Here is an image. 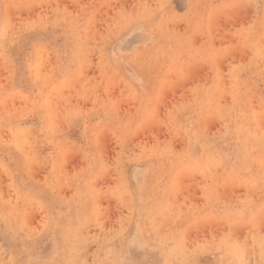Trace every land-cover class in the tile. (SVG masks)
<instances>
[{
    "label": "rangeland",
    "instance_id": "obj_1",
    "mask_svg": "<svg viewBox=\"0 0 264 264\" xmlns=\"http://www.w3.org/2000/svg\"><path fill=\"white\" fill-rule=\"evenodd\" d=\"M260 147L264 0H0V264H264Z\"/></svg>",
    "mask_w": 264,
    "mask_h": 264
},
{
    "label": "bare ground",
    "instance_id": "obj_2",
    "mask_svg": "<svg viewBox=\"0 0 264 264\" xmlns=\"http://www.w3.org/2000/svg\"><path fill=\"white\" fill-rule=\"evenodd\" d=\"M162 3H163V2H162ZM193 3H194V2H193ZM153 7H154V6H153ZM140 10H141V9H140ZM140 10H139V11H140ZM143 10H144V9H143ZM171 12H172V11H171ZM158 13H159V12H158ZM198 13H199V12H198ZM156 14H157V13H156ZM187 14H188V13H187ZM139 15H140V14H139ZM144 16H145V15H144ZM149 16H150V15H149ZM149 16L147 15V17H149ZM135 17H137V16H135ZM151 17H152V16H151ZM142 18H143V17H142ZM164 21H165V20H164ZM158 22H159V21H158ZM166 22H167V21H166ZM50 23H51V22H50ZM69 23H70V22H69ZM163 23H164V22H163ZM72 25H73V23H72ZM162 25H163V24H162ZM161 28H162V27H161ZM71 30H72V29H71ZM164 32H165V31H164ZM166 33H167V32H166ZM171 34H172V33H171ZM260 77H261V76H260ZM241 94H242V93H241ZM199 97H200V94H199ZM251 111H252V110H251ZM250 113H251V112H250ZM253 114H254V113H253ZM248 120H249V119H248ZM226 121H227V120H226ZM236 121H237V120H236ZM245 121H246V120H245ZM246 122H247V124L249 123L248 121H246ZM224 124H225V123H224ZM242 124H243V123H242ZM244 125H245V124H244ZM241 126H242V125H241ZM243 127H244V126H243ZM231 128H232V127H231ZM257 128H258V127H257ZM232 129H233V128H232ZM243 130H244V129H242V131H243ZM249 131H250V130H249ZM259 131H260V130H259ZM223 132H224V131H223ZM225 132H226V131H225ZM246 132L248 133V130H246ZM246 132H245V133H246ZM260 133H261V131H260ZM261 134H262V133H261ZM250 135H251V134H249V136H250ZM252 135H253V134H252ZM254 136H255V135H254ZM255 137H256V136H255ZM248 139H249V138H248ZM250 139H251V138H250ZM204 145H205V144H204ZM205 146H206V145H205ZM255 147H256V146H255ZM207 149H208V148H206V150H207ZM247 150H248V149H247ZM202 152H203V150H202ZM206 152H207V151H206ZM204 153H205V152H204ZM204 153H203V154H204ZM189 154H190V153H189ZM206 154H207V153H206ZM206 154H205V155H206ZM249 154L251 155V157H252V156H256L255 159L258 160L259 163H263V162H264V147H262V148L260 147V149H258V150H256V151H255V150H254V151L251 150V151L249 152ZM187 155H188V154H187ZM208 155H209V154H208ZM208 155H207V156H208ZM247 158H248V156H247ZM209 159H210V157H209ZM251 159H252V158H251ZM195 164H196V163H195ZM196 165H197V164H196ZM196 165H195V166H196ZM203 165H204V164H203ZM206 170L209 171L210 168H207ZM257 170L260 171V172H256L257 175H258L259 173H260V174L263 173L261 167L258 166L257 169H256V171H257ZM158 176H160V174H159ZM148 196L150 197V194H148ZM160 196H161V195H158V199H160ZM160 200H161V199H160ZM160 202H161V201H160ZM141 214H143V213H141ZM147 216H148V215H147ZM148 217H149V216H148ZM148 217H144V219L142 218V220H138V222H141V224H142L141 226H144V225H145V222L148 220ZM146 219H147V220H146ZM143 230H144V229H143ZM144 231H145V230H144ZM149 238H151V237H149ZM130 247H131V246H130ZM65 250L68 252V249H65ZM64 253H65V252H64ZM64 253H63V254H64ZM68 253H69V252H68ZM76 253H77V252H76ZM77 255H78V254H77ZM72 259H73V258H72ZM64 260H66V259H64ZM64 260H63V261H64ZM68 261H69V260H68ZM74 261H76V257H75V259L73 260V262H74ZM149 263H150V262H149Z\"/></svg>",
    "mask_w": 264,
    "mask_h": 264
}]
</instances>
